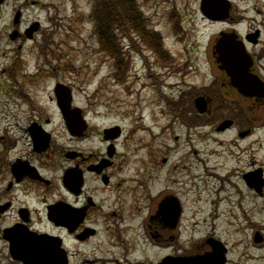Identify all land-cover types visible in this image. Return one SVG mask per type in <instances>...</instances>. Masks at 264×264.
Listing matches in <instances>:
<instances>
[{
    "label": "rangeland",
    "instance_id": "1",
    "mask_svg": "<svg viewBox=\"0 0 264 264\" xmlns=\"http://www.w3.org/2000/svg\"><path fill=\"white\" fill-rule=\"evenodd\" d=\"M24 1L6 0V4L13 9ZM27 1L28 25L37 21L42 29L52 26L54 30L42 31L41 35L26 42L15 39L9 45H4L0 36V55L4 53L6 56H0V170L4 169L7 157L19 155L26 147L25 142L15 139L24 134L21 127L16 130L15 125L28 124L30 114L27 113L23 119L19 111L25 112V105L21 102L30 101L28 95L19 97L17 92L26 89L37 93L39 103L33 104L35 109L32 113L44 115L54 113V107L48 102L54 82L69 84L73 89L74 103L82 108L91 124L92 143L97 141L95 135L99 138L102 129L108 126L122 129L117 146L120 160L126 162V158L128 161L125 176L138 172L140 177L154 180V187L160 189L168 169L161 160L167 156L171 167L169 170L173 174L171 179L179 184L175 187L179 186L182 194L180 199L186 210L184 222L188 229L194 231L193 235L207 233L208 226L219 224L221 234H226L225 239L232 248L230 264H264L263 248L255 250L248 246L251 240L249 222L255 226L264 221V214L259 212L258 199L250 196L243 199L241 204L246 210V222L240 217L241 209L236 204L233 206L235 220L231 219V222L237 227L232 224L227 226L231 212L228 214L226 207L221 205L223 216L214 218L208 213V203L204 202L210 199L213 188L220 192L221 197L226 190V186L219 185L215 178L207 175V172H214L207 166L219 163L223 165L222 170L233 167L240 170V164L242 161L248 163L249 156L239 152V147L235 150L219 145L223 139H230L233 131L217 137L215 142L208 132L210 126L200 125L198 128L196 112L191 104L193 98L203 91L212 98L226 97L223 107L212 110V124L225 113L233 112L231 98L223 93L225 89L220 88L218 96L214 89L208 90L214 75L211 51L218 32L230 29L228 26L231 23L242 20V15L246 14L245 23L238 25L236 30L241 34L259 31L258 43L251 44L249 49L253 50L252 54L261 65L264 60V0H228L226 19L220 21H210L203 16L199 11L200 0H128L134 3L139 12H143L144 18L140 23L126 25L130 28L125 31L130 34L128 38H124L122 32L109 23V27L114 29L110 37L122 48V57L112 55L105 47L98 45L92 25L87 23L91 17L88 0ZM30 1H37V6L32 7ZM73 13L76 16L73 17ZM225 20L230 21L225 23ZM139 25L150 34L139 33ZM10 27L3 24L0 31L10 30ZM18 47H21L20 54H28H25V61L29 66L13 76L8 74L7 69L9 59H13ZM57 47L60 52H56ZM39 51L49 53L61 67L54 71L56 66L44 64V76L33 88L31 82L21 78L23 74H33V56ZM176 102H179L176 110H180L185 122L175 119L168 111V107L173 108ZM53 122L54 125L59 122L56 114ZM143 127L151 132H141L145 129ZM201 129L204 131L201 132ZM258 136L260 133L257 132L250 139L252 150ZM56 137L59 139L58 134ZM244 144L240 143L241 146ZM193 150L197 153L193 154ZM232 157L240 162L235 165ZM201 159L200 163L198 160ZM178 174H184L182 179L177 178ZM197 175L199 178H193ZM0 180L1 193L4 180L1 177ZM199 195L201 197L196 199L195 196ZM8 219L7 215H2L1 228L8 225ZM160 254L157 250L156 258Z\"/></svg>",
    "mask_w": 264,
    "mask_h": 264
},
{
    "label": "flooded vegetation",
    "instance_id": "2",
    "mask_svg": "<svg viewBox=\"0 0 264 264\" xmlns=\"http://www.w3.org/2000/svg\"><path fill=\"white\" fill-rule=\"evenodd\" d=\"M5 3L6 0H0V13ZM34 4L38 2L30 1V5ZM27 8L26 0L14 9L8 7L5 18L0 14V28L3 24L11 26L10 30L0 31V36L3 37L0 39L4 45H9L12 41L10 33L13 30L16 31L13 40H28ZM17 13L16 18L12 17ZM41 32L42 28H38L30 39L41 35ZM245 35L246 33H240L236 38L241 41L243 39L240 36L244 38ZM241 43L248 50L251 59L247 73L255 75L260 90L256 94L252 90V85L256 82L248 80L245 86H250L251 89L246 91V95H240L230 78L220 69V59L217 55H212L214 75L208 90L214 89L218 96L220 88L225 89L223 93L231 98L234 112L225 113L212 124V110L220 107L219 101L224 103L226 97L212 98L203 91L201 95L206 100L207 111L204 115L196 114L198 128L200 125L210 126L211 130L208 132L215 142L217 137L233 131L231 144L219 142V145L235 150L239 147V152L249 156L248 163L242 161L240 164V170L234 167L222 170L223 165L217 163L214 172H207L219 185L226 186L224 196L221 197L220 192L213 188L210 199H205L208 213L218 218L223 216L220 206L226 207V212H231L227 226H231V219L235 220V204L241 209L242 220L247 221L246 210L241 204L246 196L258 199L259 212L264 214V60L259 65L257 57L252 54L253 50L249 49L251 44L244 41ZM20 52L21 47H18L13 59H9V75L14 76L29 66L25 61L27 53L22 55ZM43 54L39 51L33 56L35 73L29 76L23 74L21 78L31 82L33 88L43 77L37 71L40 59L47 66L59 67L53 56L46 53L44 58ZM17 93L19 97L28 95L31 102H21L25 105V112L19 111L20 118L24 119L27 113L30 118L26 126L15 125L16 130L21 127L24 131V134L15 139L17 142H25L26 147L19 155L7 157L4 169L0 170V177L4 180L3 192L0 193V219L2 215L9 218L8 225L0 227V264H29V255H37L40 263L44 261L48 264H162L164 261L180 264L187 257L211 253H214V257L210 264L232 262V248L225 239L226 234L219 231V224L215 227L208 226L207 233L198 236L188 229L184 222L185 206L180 199L182 194L179 186L175 187L179 184L171 179L173 174L169 170L171 167L167 156L161 160L164 167L168 166L164 185L156 189L154 180L144 179L138 172L125 176L128 161L126 158V162L120 160L117 146L122 129L113 128L112 132L107 133V128H104L99 138L95 135L97 141L92 143V131L89 129L91 124L80 107L81 111L76 117L83 121L81 129L69 132L59 110L54 87L48 101L54 107V113L44 115L32 113L35 109L33 104L39 103L37 93L26 89ZM72 95L71 106L74 108L77 105L73 102V92ZM191 104L193 106V100ZM55 114L58 125L53 122ZM225 121H230L229 125L219 129V125ZM62 131L66 134L57 139L56 134ZM32 132L46 134L47 145L40 147L32 144ZM257 132L260 136L256 137L252 150L250 139ZM242 141L245 142L244 146L240 145ZM90 143L92 144L89 145ZM13 147L8 150V154ZM192 153L197 152L193 150ZM198 161L201 163L202 159ZM232 161L235 165L240 162L236 157H232ZM183 176L184 174H178L177 178L182 179ZM51 211L56 215L54 220L47 216ZM232 226L237 227L234 224ZM248 229L251 231L248 246L264 250V221L255 226L249 222ZM257 232L260 237H254ZM211 235L221 245L211 240ZM34 240L36 244L30 249L26 248L25 245H33ZM157 250L161 254L156 258Z\"/></svg>",
    "mask_w": 264,
    "mask_h": 264
},
{
    "label": "trees",
    "instance_id": "3",
    "mask_svg": "<svg viewBox=\"0 0 264 264\" xmlns=\"http://www.w3.org/2000/svg\"><path fill=\"white\" fill-rule=\"evenodd\" d=\"M91 4L90 22L101 47H105L108 53L114 55L119 49L114 38L110 37L114 33V29L122 32L124 37H129V33H125L132 26L140 23L142 15L138 12L134 3L128 0H89ZM127 3V4H126ZM112 23L114 29L109 27ZM125 23V24H123ZM120 24V25H119ZM125 28V29H124ZM139 33L148 34L140 25L137 26Z\"/></svg>",
    "mask_w": 264,
    "mask_h": 264
},
{
    "label": "bare ground",
    "instance_id": "4",
    "mask_svg": "<svg viewBox=\"0 0 264 264\" xmlns=\"http://www.w3.org/2000/svg\"><path fill=\"white\" fill-rule=\"evenodd\" d=\"M245 12H247L246 10H244ZM248 13V12H247ZM226 16H227V14H226ZM225 16V17H226ZM246 17H247V15L246 14H243L242 15V20L240 19V21H237V22H233V23H231V25H229L228 27L230 28V30L231 29H237V27H238V25L239 26H242L243 25V23H245V19H246ZM230 20H225V23H227V22H229ZM219 25H215V27H218ZM239 29H241V28H239ZM29 36L31 37L32 36V34H29ZM252 42L255 44V42H257V40H255V39H252ZM257 44V43H256ZM56 52H60V50L59 49H56ZM234 54V53H233ZM235 56H237V54H234ZM38 63H40V68L37 70V71H39V73H44V71H45V68H44V62L43 61H40V62H38ZM230 69L232 70V72H234V74H235V76L236 77H239V75H240V71H239V63L238 62H234V64L233 65H231L230 66ZM244 87H245V83L244 82H240ZM67 88L70 90V91H73V89L71 88V86L69 85V84H67ZM80 90V89H79ZM178 103L179 102H176L175 103V105H178ZM174 106V105H173ZM181 121H183V122H185V120L183 119V118H181ZM143 128H145L144 130H142L141 132H145V130H147L148 132H151L147 127H143ZM233 137V136H232ZM232 137L230 138V139H223L222 141H223V143H225V144H231V142H232ZM242 142H244V141H242ZM242 142H240V143H242ZM207 167H209L211 170L212 169H214L216 166L215 165H209V166H207ZM194 177H197L198 178V175L197 176H194ZM193 177V178H194ZM192 180V179H191ZM199 197H201V195H199V196H195V198L197 199V198H199ZM48 217H49V219H51V220H53V219H55L56 218V215L55 214H52V213H49L48 212V215H47ZM212 226H216V224L215 225H212ZM228 227H230V226H228ZM219 229V228H218ZM220 231V230H219ZM210 239L211 240H213L214 242H216V244H218V243H220L219 241H217L216 239H213L212 238V235L210 236ZM218 242V243H217ZM220 245H221V243H220ZM37 257V255H29L28 256V263L29 264H33L34 262L36 263V264H48L47 262H42V263H40L39 262V260H38V258H36Z\"/></svg>",
    "mask_w": 264,
    "mask_h": 264
},
{
    "label": "water",
    "instance_id": "5",
    "mask_svg": "<svg viewBox=\"0 0 264 264\" xmlns=\"http://www.w3.org/2000/svg\"><path fill=\"white\" fill-rule=\"evenodd\" d=\"M202 2H201V10L203 11V13L205 14V15H209V16H211V17H213V18H223V17H225L226 16V14H227V11H226V9H227V7H228V4L224 1V0H220L221 2H223V3H225V5H224V7L222 8V9H219V11L217 12V13H215V14H213L211 11H208L209 10V5L210 4H208L207 2H206V0H201ZM211 6V5H210ZM206 7H208V9L206 8ZM227 41H228V39H226ZM229 50L230 49H226V51H225V57L228 55V52H229ZM228 64V66H229V63H227ZM244 72V71H243ZM242 72V73H243ZM231 74V73H230ZM234 74V73H233ZM244 78H246V80L247 79H249L250 78V76L249 75H247V74H245V72H244V74H243V79ZM260 86V85H259ZM239 91H241V92H243L244 93V89L243 88H239ZM68 103V99L64 102V104H67ZM196 104V107L199 109V112H204V109H205V105H204V103L201 101V99H198V100H196V102H195ZM211 259H212V257L209 255V256H207V257H201V258H198V259H192V260H190V262H189V264H206L207 262H210L211 261ZM33 264H36L35 262L33 263Z\"/></svg>",
    "mask_w": 264,
    "mask_h": 264
}]
</instances>
